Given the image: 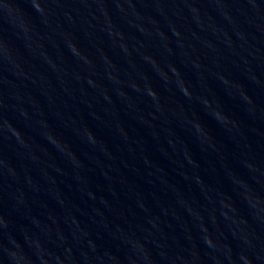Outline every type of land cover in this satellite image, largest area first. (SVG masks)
I'll list each match as a JSON object with an SVG mask.
<instances>
[{"label":"water","instance_id":"95a60500","mask_svg":"<svg viewBox=\"0 0 264 264\" xmlns=\"http://www.w3.org/2000/svg\"><path fill=\"white\" fill-rule=\"evenodd\" d=\"M0 264H264V0H0Z\"/></svg>","mask_w":264,"mask_h":264}]
</instances>
